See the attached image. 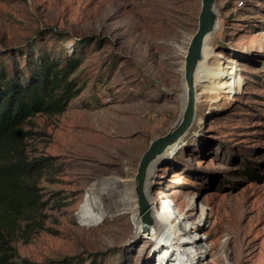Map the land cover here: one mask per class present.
Wrapping results in <instances>:
<instances>
[{"label":"rangeland","instance_id":"374dc122","mask_svg":"<svg viewBox=\"0 0 264 264\" xmlns=\"http://www.w3.org/2000/svg\"><path fill=\"white\" fill-rule=\"evenodd\" d=\"M201 6L0 0V58L10 69L24 67L27 54H78L86 82L66 112L38 114L27 125L29 156H49L54 167L41 184L46 215L2 226L14 264L64 257L147 264L151 242L136 232L121 181L132 179L151 141L169 132L184 107L185 56ZM216 10L208 60L223 79L239 72L241 90L215 105L209 101L219 92L194 102L193 123L157 161L149 192L169 193L181 209L193 194L213 205L210 264H264V0H216Z\"/></svg>","mask_w":264,"mask_h":264},{"label":"trees","instance_id":"16d2710c","mask_svg":"<svg viewBox=\"0 0 264 264\" xmlns=\"http://www.w3.org/2000/svg\"><path fill=\"white\" fill-rule=\"evenodd\" d=\"M81 63L82 58L78 54H42L38 59L36 54H27L24 67L16 62L15 67L10 69L5 55L1 54L0 264H14L12 258L15 256L2 226H12L20 220L28 221L38 215H46L50 203L42 192L41 184L54 167L53 160L49 156H29L26 139L31 137L32 132L27 125L38 114H61L71 108L72 101L85 90L86 82L80 80L78 72ZM243 173L254 174L251 169ZM204 190L207 191L205 188L199 189ZM19 264L100 262L96 257L90 258V261L81 257H64L42 262L22 258Z\"/></svg>","mask_w":264,"mask_h":264},{"label":"built area","instance_id":"2783aa9c","mask_svg":"<svg viewBox=\"0 0 264 264\" xmlns=\"http://www.w3.org/2000/svg\"><path fill=\"white\" fill-rule=\"evenodd\" d=\"M239 90L241 87L236 89ZM135 175L136 171L130 172V177L135 178ZM134 196L136 201L135 188ZM150 196L152 209L162 220L154 221L148 233L141 230L140 234L151 242L147 264H210L214 249L211 239L215 219L213 205L198 194L187 196L182 209L169 193H151Z\"/></svg>","mask_w":264,"mask_h":264},{"label":"water","instance_id":"95a60500","mask_svg":"<svg viewBox=\"0 0 264 264\" xmlns=\"http://www.w3.org/2000/svg\"><path fill=\"white\" fill-rule=\"evenodd\" d=\"M219 20L216 10V0H202L201 11L199 14L198 29L190 40L186 51L184 64V79L188 87L189 97L187 104L182 108L179 116L172 125L169 132L151 141L147 150L143 153L139 162L135 179V195L137 201L138 214L141 219V230L149 232L154 219V210L146 194V179L149 167L158 160L168 149L189 131L194 120V78L199 60L202 57L205 38L215 31L216 23Z\"/></svg>","mask_w":264,"mask_h":264},{"label":"bare ground","instance_id":"6f19581e","mask_svg":"<svg viewBox=\"0 0 264 264\" xmlns=\"http://www.w3.org/2000/svg\"><path fill=\"white\" fill-rule=\"evenodd\" d=\"M217 23H218V21H217ZM217 23H216L215 31L217 29ZM215 31L210 33L205 38L203 51H202V57L199 60V63H198L197 69H196L194 84H193V90H194V102H197V103L199 101H201L206 94H212V93L219 92V94L216 97H211L210 101H209V102H211L212 105H215L216 102L222 101V99L224 97L230 98L229 94L231 92H236V89H238L239 84L243 82L244 77L240 73H237L233 80L223 79L227 76L226 73L220 67H216V64L214 61L208 60V52L209 51L205 50V44L208 42L209 36H211ZM214 50H216V49H215V47L212 46V49L210 50V52H212ZM211 70H213V71H211ZM188 94H189V92H188V87H187V98L184 99L183 106H185L187 104L188 97H189ZM196 107H197V105H196ZM197 109H198V107H197ZM178 144H179V141L175 142L168 149V151H166V153L164 155H162L159 159H161L166 154L172 153L173 151H170V150H173V148L175 146H177ZM158 160L154 161V163L149 167L147 179H146V194H147V198L150 202V205L152 202V198L150 196L151 193L149 192V190L152 188V182L154 181L153 176L155 174L154 173L155 167L157 166ZM131 181L132 182L134 181V188H135L136 179L134 177H132V179L127 180V181H121V183L127 188V191L129 194L128 198H129L130 204H129V206L126 207V209L131 211V214L134 217L133 220H134L135 225H136V232L139 233V232H141V219H140V216L138 214V209H137V205L135 202V197L133 195V191H134L133 185H132ZM79 216H80V220H81L82 215L80 214V212H79ZM152 216H153V219L155 222H157V220H160V221L162 220V218L159 219L158 214H156L155 212L152 213ZM167 219L168 218H166V220ZM93 223L86 224V225H88V226L94 225L95 223L94 224ZM83 225H85V224H83Z\"/></svg>","mask_w":264,"mask_h":264}]
</instances>
